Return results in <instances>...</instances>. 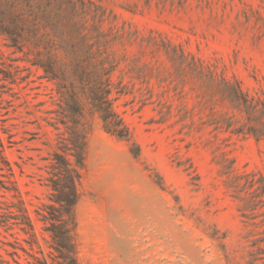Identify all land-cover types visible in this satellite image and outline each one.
Instances as JSON below:
<instances>
[{
    "label": "rangeland",
    "instance_id": "obj_1",
    "mask_svg": "<svg viewBox=\"0 0 264 264\" xmlns=\"http://www.w3.org/2000/svg\"><path fill=\"white\" fill-rule=\"evenodd\" d=\"M109 66L124 140L87 99ZM262 111L264 0H0V207L21 200L36 219L51 203L53 153L76 128L79 264H249L264 249V205L245 210L251 191L229 177H264V137L251 132H264ZM1 241H13L2 228L10 260Z\"/></svg>",
    "mask_w": 264,
    "mask_h": 264
},
{
    "label": "trees",
    "instance_id": "obj_2",
    "mask_svg": "<svg viewBox=\"0 0 264 264\" xmlns=\"http://www.w3.org/2000/svg\"><path fill=\"white\" fill-rule=\"evenodd\" d=\"M42 68L47 81H56L60 78L53 73L49 65L42 66ZM103 70L105 79L101 81L99 91L93 92L87 97L88 103L91 105L92 113L99 115L104 130L112 136L124 140L129 137L130 132L123 119L114 110L113 101L117 97L112 96L120 94V91L113 88L110 77L113 72L112 66ZM76 74L80 78V75ZM234 93L236 100L239 102V98H241L246 108H255L239 89H236ZM56 97L55 102L58 101L57 104L61 106L63 93L59 88L56 90ZM65 104L73 120L77 115L82 114L74 91H71L70 101H66ZM262 114L264 115V111ZM251 132L257 139L264 137V132L261 134L256 133L255 130ZM67 141L68 143L63 147L57 146V150L61 153L58 151L53 153L54 162L50 165L53 170V178L47 184L51 189L48 195L51 203L42 204L35 210L36 219L30 216L21 200L18 203H5L4 207H0V228L13 239V241H1L4 246L3 251L10 257V260L0 254V264H79L75 256L77 225L74 209L80 200L79 186L82 180V171L85 169V139L76 128H73ZM229 187L235 193L246 189L251 191L241 199L245 210L255 209L260 203L264 205V177L262 175L257 176L252 172L243 175L234 174L229 177ZM36 222L43 223L40 231L36 228ZM20 233L26 237H20ZM45 233L48 234L50 240L45 238ZM4 238L6 237L4 236ZM39 239L47 244L46 250L40 246ZM257 241L263 243L264 238ZM257 241L253 243V246L259 245ZM22 243H25L28 248ZM250 255L252 259L249 264L260 260L264 261L262 256L264 249L259 246L256 252Z\"/></svg>",
    "mask_w": 264,
    "mask_h": 264
}]
</instances>
